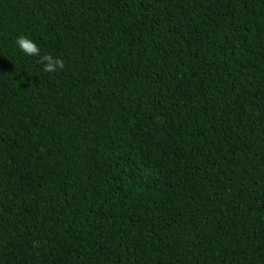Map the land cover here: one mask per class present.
<instances>
[{
  "label": "trees",
  "instance_id": "1",
  "mask_svg": "<svg viewBox=\"0 0 264 264\" xmlns=\"http://www.w3.org/2000/svg\"><path fill=\"white\" fill-rule=\"evenodd\" d=\"M0 264H264V0H0Z\"/></svg>",
  "mask_w": 264,
  "mask_h": 264
},
{
  "label": "clouds",
  "instance_id": "2",
  "mask_svg": "<svg viewBox=\"0 0 264 264\" xmlns=\"http://www.w3.org/2000/svg\"><path fill=\"white\" fill-rule=\"evenodd\" d=\"M14 46L24 56L39 57L38 63L42 64V72L51 73L64 68L61 59L48 54H41V49L27 35L19 34L14 38Z\"/></svg>",
  "mask_w": 264,
  "mask_h": 264
}]
</instances>
